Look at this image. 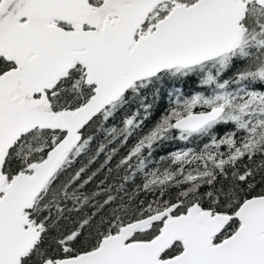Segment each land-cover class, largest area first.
<instances>
[{"label": "snow or ice", "instance_id": "obj_1", "mask_svg": "<svg viewBox=\"0 0 264 264\" xmlns=\"http://www.w3.org/2000/svg\"><path fill=\"white\" fill-rule=\"evenodd\" d=\"M0 264H264V0H0Z\"/></svg>", "mask_w": 264, "mask_h": 264}]
</instances>
